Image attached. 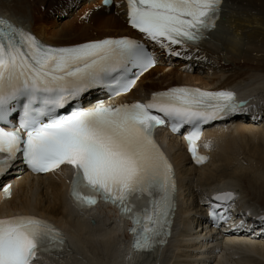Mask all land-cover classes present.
<instances>
[{"label": "snow or ice", "instance_id": "obj_1", "mask_svg": "<svg viewBox=\"0 0 264 264\" xmlns=\"http://www.w3.org/2000/svg\"><path fill=\"white\" fill-rule=\"evenodd\" d=\"M115 0H104L105 6ZM222 0H126L127 22L167 54L191 59L184 48L198 46L216 27ZM173 46H181L180 49ZM157 58L140 40L106 37L68 46L44 45L32 33L0 17V123L21 110L18 126H0V176L20 159L30 170L47 174L67 165L75 169L71 195L80 207L100 198L119 206L132 220L134 247L150 251L167 242L176 207L172 164L155 139L159 126L179 133L186 126L189 152L197 164V141L203 128L246 111L231 90L207 91L173 86L151 94L146 102L120 105L98 101L93 107L66 108L93 88L129 91L134 79L155 66ZM210 142L205 147H210ZM5 196L11 185L3 186ZM217 193L210 213L235 199ZM264 231V216L257 217ZM66 246L51 222L33 215L0 218V264H33L38 252Z\"/></svg>", "mask_w": 264, "mask_h": 264}, {"label": "bare ground", "instance_id": "obj_2", "mask_svg": "<svg viewBox=\"0 0 264 264\" xmlns=\"http://www.w3.org/2000/svg\"><path fill=\"white\" fill-rule=\"evenodd\" d=\"M97 1L88 8L86 15L94 24L85 22L84 29L79 28L77 32L47 23L38 6L32 7V0H0V17L12 18L39 41L54 45L122 35L137 40L145 37L128 24L126 0H115L111 6ZM222 2L226 3V8L228 2L233 3L236 13L230 10L225 18V11L220 9L222 15L217 19L216 27L206 33L198 46L183 49L185 55L192 58L175 56L191 62L189 67L183 68L186 73L175 72V64L167 68L157 64L140 78L136 88L117 100L132 102L149 98L152 93L172 86H200L208 91L236 88L242 101H247L245 116L253 114L255 118L249 120L247 117L245 121L242 113L234 114L231 119L225 118L208 126L203 140L211 146L205 147L209 158L202 164L190 163L182 135L161 132L160 139L174 160L182 187L181 192L178 191L181 195L178 215L174 217L168 241L150 251L136 250L130 246L126 220L111 206L74 209L68 198V167L45 175L26 172L11 179L14 186L7 199L1 201L0 195V216L35 215L59 225L68 236L65 247L38 252L33 264H264V239L261 237L247 233L224 237L219 231L194 229L204 214V196L222 187L232 189L239 207L254 213L264 212L263 206L253 202L254 197L253 200L248 198V190H245L246 186L251 187L257 198L264 197V123L263 126L247 123L248 120L256 122L260 116L264 119V0ZM226 24L228 34L223 35L221 30ZM173 47L180 49L181 46ZM160 50L164 51L157 45L152 48L154 53ZM197 64L209 66L207 74L210 75L201 77L199 71L192 72L191 66L193 69ZM155 71H159L157 76ZM93 93L101 94L102 89L93 88L85 97ZM85 97L83 95L82 100ZM247 223L251 224L253 220ZM233 249L234 254L245 253V256L235 259L231 255Z\"/></svg>", "mask_w": 264, "mask_h": 264}, {"label": "rangeland", "instance_id": "obj_3", "mask_svg": "<svg viewBox=\"0 0 264 264\" xmlns=\"http://www.w3.org/2000/svg\"><path fill=\"white\" fill-rule=\"evenodd\" d=\"M32 1H33V3L31 4L32 7L35 6L34 8H36L38 6L37 8L42 13H44L46 22L49 24H54V25H56V27H65L66 29L75 30L77 32V31H79V28L84 29V26H86L87 25L86 23H88V22H89V24H94L93 21L90 19L91 17L90 18L87 17L88 16L87 14H88V8L90 6H94L95 3L98 2L97 0H81V1L80 0H32ZM224 8H225V10H224ZM230 10L233 11L234 13H236V10H237L236 6L233 3L231 4L228 2L227 8H226V3H225V5L223 6V11H225V13H223V14H224L225 18H226V15H228V13H230L229 12ZM238 12H241V11H238ZM117 14L118 13H116V15ZM226 29H228L227 24L224 25V28L221 30V33L222 34L227 33L228 30H226ZM211 44L214 45L213 43H211ZM211 44H207L208 47H212ZM246 49L249 50V46H247ZM185 62H187L186 67H189L190 66L189 64H191V62L186 61V60H185ZM205 64H207V63H205ZM178 65H181V66H178ZM175 66H176L175 72L179 71L182 74L186 73V71L183 70L184 67L182 66V64H175ZM203 66L204 65L199 67L198 64L194 65L193 67H197V69L195 70V73H197L199 71L198 73L201 77L202 76L205 77V75L206 76L210 75V73L207 74L209 72V69H208L209 66H207V65L205 67H203ZM158 74H159V71H155V76H157ZM193 75H196V74H193ZM263 123H264V121H261V123L260 124L258 123L257 125L263 126ZM229 125L230 124H228L227 126H229ZM257 125H255V126H257ZM243 184H245V183H243ZM247 187L248 186L245 187V190H248V194H249L248 198H251L252 200L255 198L253 200V202H256L261 207L263 206V209H264V197L261 196V197L257 198L252 193L253 189L251 187H248V188ZM195 253H196V250H195ZM241 254L242 253L236 254L239 257L235 258V259L240 260V258H242V256H245L244 255L245 253H243L242 255Z\"/></svg>", "mask_w": 264, "mask_h": 264}]
</instances>
